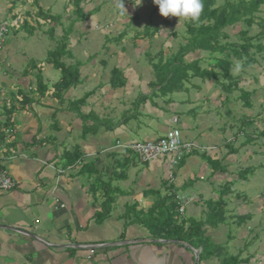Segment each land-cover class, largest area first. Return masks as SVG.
Masks as SVG:
<instances>
[{"label":"crops","instance_id":"crops-1","mask_svg":"<svg viewBox=\"0 0 264 264\" xmlns=\"http://www.w3.org/2000/svg\"><path fill=\"white\" fill-rule=\"evenodd\" d=\"M27 1L33 5L30 7L33 8L31 15L25 11L30 8L20 1L0 0V12L4 11L1 19L10 17L11 20L18 18L20 21L14 24L10 32L22 29L26 34H31L29 39L25 40V44L23 39H14L11 43L7 38L0 50V70H3L0 74V112L4 105L19 109L17 114L16 109L13 112V124L10 127L3 125L5 117L0 114V135H3V138L0 136V165L9 170L16 182L12 190H0V264H219L220 259L215 256L195 261V248L184 242L142 241V239H150L148 232L132 223L126 224L121 212L126 204L135 201L141 208L146 209L150 206L153 200L149 199V193H144L146 189H163L162 195H164L170 189L168 187H173L171 192L184 193L193 198L187 204L192 203L190 218L204 219L207 211L206 203L219 198L224 184L229 185L232 191L231 186L234 185L235 178L237 176L241 178L243 172L253 170L248 166V162L252 160L249 152H254L255 156L259 151L249 147L258 142L264 144V117L256 114L243 117L237 123L236 120L225 121L215 113L219 106L224 110V101H218L217 93L209 94L204 91L196 92V95L194 94L192 98L190 96L185 101H179V107L186 112L180 122L179 117L175 115L168 117L171 98L164 102L163 96L166 94L159 85L152 87L153 80L143 78L142 74L134 69L135 67L132 68L133 66L128 64V61H126L128 65L123 66L122 69L115 66L121 69L126 80L125 85L113 88L109 84L110 70L106 69L110 66L106 59L100 60V64L105 69L103 74L95 66L82 67L83 63L79 61L83 68L80 71L82 78L80 83L67 89L63 93L62 100L56 99L51 96L50 87L59 78L60 73L57 77L50 73L51 69L48 65L44 67L42 63L27 61L28 56L31 55L41 56L44 53L45 56L51 46L46 50L43 49L40 43L41 34L33 38L34 29L28 26L22 28L21 24L27 20L29 26L36 25L39 29L38 26L41 24L48 30L50 23H53L63 29V24L65 22L68 24L70 14L76 17L74 5L70 0ZM94 1H80L83 16L86 12L95 11L96 7H100L101 4L97 1L94 5ZM14 2L17 6L13 5ZM129 2L131 1L113 0L114 9L120 15L119 19L122 23L129 21L126 17ZM121 3L125 11L120 7ZM102 11L108 12L105 8ZM39 12L52 15L55 19L42 18ZM156 15L159 23L154 25L158 27L153 28L155 33L134 32L132 40L136 44L131 45L133 48L128 47L130 56L134 54L137 56L147 47L148 41L145 38L147 33H150L153 39H158L162 32L172 33L170 19L160 16L159 12ZM128 16L131 20L138 18L140 14L135 11ZM99 17L102 16L95 14L94 18ZM73 21L74 18L71 23H74ZM102 29L103 33L114 39L119 38V41L126 33L123 28L117 29L115 23L111 21L105 23ZM58 30L60 29L55 31L56 34H59ZM64 33L68 40V48L71 45L75 46L70 41L78 44L79 39L76 38L79 37L72 38L68 29L59 35ZM137 35L143 39L135 37ZM137 44H142V50ZM22 47L24 49H21ZM118 49L117 47L113 49L109 57L114 55L119 61L128 56L124 48L121 52ZM69 57L66 56L64 59L66 63L78 61L72 53ZM39 71L43 82L48 86L44 96L38 95L35 89V74ZM84 83L91 87L87 90H90L91 94L81 106V112L84 114L94 112L98 117H90V119L98 121L97 123L110 121L112 125L104 122L103 129L109 130L113 127L112 131L125 139L122 143L133 142L131 138L133 135L144 134L145 138L149 139L160 137L176 117V123H181L179 129L183 139L213 146L214 149L202 154L186 155L176 164L179 167L174 170L170 158L160 157L153 162L148 161L153 164L160 161V168L154 167L155 165L148 167V162L137 161L125 168L123 176L117 175L112 170L111 175L101 177L102 171L113 167V157H119L123 152L116 145L122 143L119 142L120 138L116 137L114 142H111L112 145H101V143L95 145L101 142L100 139L97 141L95 138L98 129L91 131V135L82 134V119L75 112L66 110L68 101L76 99L75 96L79 95V89ZM132 83L134 86L142 87L143 93L137 94L136 97L131 96L134 92ZM149 87L159 88V92H152ZM20 90L29 91L30 97L34 99L29 110L20 108L22 101ZM154 97L158 101L152 100ZM219 97H222L221 93ZM177 105L178 103L175 107ZM58 110L60 116L55 117ZM61 114L65 117H61ZM162 124L167 128H161ZM74 128L80 132L78 133L80 140L75 142L74 146H78L82 159L75 165L68 166L64 165L63 152L69 150L68 136ZM161 129H163L162 135H158ZM227 131L232 133L228 139L225 136ZM232 138L234 140H231ZM102 141H105L104 135ZM200 156L207 157V161L200 160ZM86 161H94L96 173H91L89 169L87 172L80 171ZM143 163L146 166L142 165ZM226 167L237 171L234 173L227 171ZM59 169L64 170L60 172ZM233 174L235 176H232ZM98 177L109 178L112 181L109 191L112 190L120 195L113 196L114 204L119 205V209H115L116 212L113 214L112 207L110 216L100 223L95 222L93 217L95 211L100 210V204L104 200L98 201L97 198L105 194L104 189L101 191L96 188L99 186L95 187L93 184ZM113 177L114 179H111ZM208 178H211L214 184L210 183ZM230 191L222 195L223 199ZM55 198L59 199V203L55 202ZM246 199L245 195L237 196V213L229 207L225 222L214 226L205 225L203 229L205 235L213 243L221 245L226 254L238 256L241 259L240 264H264V203L259 197V202L256 200L258 203L253 210H249L246 208L248 207ZM60 203L64 206L60 207ZM227 206L228 202H226ZM252 219L254 224L246 223ZM234 220L239 222L237 226L240 231L237 232L235 227L234 233L229 230L227 232L224 226ZM240 221H245L244 229H241ZM254 230L257 232L252 233ZM258 232L261 233L260 236ZM90 248H94V252H90Z\"/></svg>","mask_w":264,"mask_h":264},{"label":"trees","instance_id":"trees-1","mask_svg":"<svg viewBox=\"0 0 264 264\" xmlns=\"http://www.w3.org/2000/svg\"><path fill=\"white\" fill-rule=\"evenodd\" d=\"M70 1L74 5L76 17L78 19L82 18L81 0ZM203 3L204 9L199 21L197 23L186 21L187 40L181 46L179 52L172 59L162 61L160 58L158 62L153 64L156 82L152 81L151 84L159 85L160 87L166 86L167 89L174 90L179 87L178 85L183 86V79H187V77L197 76L202 80L205 78L214 79L221 85L224 92L231 93L240 89V93L236 98L242 100L243 106L251 107L250 91H246L242 87L240 88V86L238 87L239 79L234 76L232 69L235 60L242 62L243 67H250L256 62L255 55L264 51V43L262 42L263 31L261 30L254 35L249 34V28L253 24L259 23L261 27L264 25V18L259 14L260 12H264V0H223L219 4H217L216 0H203ZM38 14L42 18L55 19L54 16L46 15L43 12H39ZM240 23L245 27L237 32L239 41H235L227 31V28ZM21 26L22 28L28 26L30 29H34L27 24V21L22 23ZM153 28L156 29L158 27L154 26ZM151 33H155V30L151 31ZM64 36L59 39L52 50L47 52L45 57L47 63L52 64L54 68L59 70L60 76L51 84L50 88L52 90L51 96L60 100H62L63 93L67 89L76 86L82 79L79 71L80 62L66 63L63 60L64 56H71V53L67 50V37L66 35ZM194 51L197 54H201L202 52L209 53L211 60H209L208 66H201L199 58L188 63L178 60L185 54ZM35 77V89L38 95L44 96L48 91V86L43 82L40 71L35 74ZM125 82L126 80L122 75L121 69L115 66L112 67L110 69L109 84L113 88H116L125 85ZM90 94L89 91L85 92L83 96L69 100L66 106V110L75 112L82 119V134L84 135L93 131L96 126V123L87 125L85 121L90 117H98L94 112L90 111L84 114L80 110ZM20 95L22 100L20 108L29 110V106L34 100L33 97H30L29 91L23 92L20 90ZM15 109L17 108L14 106L7 107L6 105L2 108L0 114L5 117L3 120L4 126L10 127L13 124L12 117ZM0 136L3 138V135ZM127 153L128 155H126ZM129 154L134 155V157ZM63 157L64 165L73 166L81 161L82 153L78 146H74L72 149L64 151ZM137 159L140 161L138 156L133 152L124 150L119 157H113V172H116L119 176H123L125 168L131 163L137 162ZM88 169L91 173H96L94 161L84 162L80 171L87 172ZM96 180L103 183L101 187L105 190L104 200L100 204L101 208L95 211L93 215L95 222L100 223L110 216L114 198L112 190L109 191L111 183H105L101 177H98ZM96 180L93 181L95 187L99 186ZM168 188L170 189L164 195L161 194L159 189H146L144 193L156 195L152 204L146 209L139 207L136 201L126 204L124 210L121 212L125 223H137L141 225L146 229L151 239L187 243L197 249V261L215 256L220 259L219 264H240L241 259L238 256L226 254L221 245L213 243L205 235L203 229L205 225L214 226L226 221V200L223 199L222 195L228 194L230 186L224 184L223 192H220L219 198L213 202L209 201L206 203L207 211L205 212L204 219L193 217L185 219L178 212V204L175 199L176 194L171 192V188L173 187Z\"/></svg>","mask_w":264,"mask_h":264},{"label":"rangeland","instance_id":"rangeland-1","mask_svg":"<svg viewBox=\"0 0 264 264\" xmlns=\"http://www.w3.org/2000/svg\"><path fill=\"white\" fill-rule=\"evenodd\" d=\"M18 1H20L21 4L26 5L28 8L33 7L32 3L31 4L28 3L27 0H16V2ZM97 1L101 4L100 7L99 6L96 7L95 11L92 10L91 12H86L82 18L75 19L76 17L75 16L73 17L74 14H70V16H68L70 17L68 18V24L65 22L63 24L64 25L63 29L57 27L56 25H53V23H50L48 30H46V26L44 27V25H41V24L40 25L37 24L39 25L38 27L40 30L37 29L36 25H32L34 27L33 38H36L37 35L41 34L40 36L42 38L40 40L41 41L40 43L43 45V49L46 50L48 46H51L49 47V50H52L56 46L59 39L65 35V33L63 35H59V34L64 31L66 32V30L68 29V32L70 33V36L72 38L74 36L79 37V38H76V39H79V42L76 45L75 41H70V43L73 42L75 46L72 47L71 45V47L68 48V40H66L67 49L71 51L72 55H74V57H76L78 61L83 63L82 67L83 66L84 67L95 66V68L98 69L103 74L104 73L103 70L105 71V69H103V66L100 64V60L103 59V61H105L104 59H106L108 66H110L106 70L108 69L110 70L113 66H118L122 69L123 66H126L129 64L130 66H133L132 68L135 67L134 69H136V71H139V73L142 74L143 78L145 77L148 80H153L156 82V76H155L153 64L158 62L160 58L162 59V61H166L167 59H172L175 56V54L179 52V49L181 48V46H183L186 43V40H187L186 21L178 20V18L176 17H168L172 24V28H173L172 33L168 32L166 34L162 32L161 35H159L158 39H153L151 34L147 33V35H145L146 36L145 38L148 41L147 47L143 48V51H141L137 56H134L135 54L130 56L128 53L129 51L128 47L131 46L132 44H136V43H133V40H132L134 38V32L143 33V32L152 31L154 25L156 23H159L158 17L156 15V13L158 12V6L154 5L152 3V0H141V3L139 5H137L139 3V0H130L131 2H129V9H126L128 12L126 14V17L127 19H129V21L126 23H122V21L119 19L120 15H118L114 9L115 7L113 6V0H95L94 5L96 4ZM222 1L223 0H216L217 4L221 3ZM13 5L17 6L15 2ZM104 8L107 9L108 12L103 13L102 10ZM25 11L29 13V15H31L33 8H30L29 10H25ZM135 11L139 12L140 16L138 18H134L130 20V17L128 16V14H131V12H135ZM3 12H4L3 10L2 12H0V19L1 17L4 16ZM95 14H100L102 17L94 18ZM259 14L260 16H262V18H264V12H260ZM9 18L10 17L6 19H9ZM72 18H74V21H73L74 23H71ZM108 21L114 22L115 27H117V29L123 28L124 30H126L125 36L122 38L121 41H119V38L118 39L111 38L108 34H105L102 32L103 25L107 23ZM243 27L245 26H243V24L240 23V24L232 26L231 28H227V31L231 34V36L233 37L235 41L237 40L239 41L237 32ZM57 29H60L58 30L59 34L55 33ZM261 30L263 31V34H264V25L261 27L259 23H255L249 28V34L254 35L260 32ZM24 33L25 35H23ZM30 36H31L30 33L26 34L24 30L20 29L17 32H13V33L9 32L7 38L9 39V42L11 43L13 42L14 39H19V40L23 39V43H24L25 40L29 39ZM138 36L139 35L135 37L139 38ZM139 39H143V38H139ZM262 42L264 43V35L262 37ZM137 45L139 46L138 48L140 49L143 47L142 44H137ZM116 47L119 48L118 49L119 52H121V49L124 48L125 52L128 53L127 54L128 56H126L125 58H122L119 61H118V58L114 55H112V57H109L111 56V51L113 49H116ZM131 47L133 48V46ZM21 49H24V47H22ZM135 50L136 49H134V51ZM45 57L46 55L44 56V53L41 56L40 54L31 55V56H28L27 61L33 60L37 64L42 63L44 67L48 65L51 69L50 73L52 75H57L58 77L59 71L56 68H54L52 65L47 63ZM105 57H109V58H105ZM65 58L66 56H64L63 60ZM196 58L200 59V65L203 67L208 66V62L209 60H211V57L209 56L208 52H202L201 54H197L196 51L187 53L181 59L179 58L178 60H183L185 63H188ZM255 58H256V62H254L250 67L242 66V70L239 73H236L233 71L235 64L240 62V61L235 60L234 66L232 69L234 76L238 77L239 79L238 87L240 86V88L242 87L244 90L250 91V101L252 104L251 107L243 106L242 100L240 98L235 97V95H239L240 89L235 90L231 93L230 92L227 93L223 91V89L221 88V85L218 82H216L214 79L205 78L202 80L200 77L194 76V77H187V79H183V86L178 85L179 87L174 90H169L167 89L166 86H162V87L159 86V88L164 90V93L166 94L163 96L164 102H167V100L171 98L170 103H169V106L171 107V109L168 110V117H172L173 115H175L176 117H179L180 122H181L182 117H185L184 115H186V112H183L184 109L182 107H179L180 105L179 101L180 100L185 101L189 99L190 96L192 98V96L196 92L203 93L204 91H207L209 94H212L215 92L217 93L218 101L220 102L224 101V110L223 108L219 106L218 111L216 110L215 113L217 117H222L224 118L225 121L232 122L236 120V123H237L243 117H249L251 115L254 116L256 114H261L264 117V51L257 53L255 55ZM126 61H128V64H126L127 63ZM82 67L80 66L79 71H82L83 69ZM2 73H3V70H0V74ZM195 84H198V85L195 86ZM155 86L156 85H153L152 87H155ZM131 87L133 88L132 91H134L131 94V96L136 97L137 94L143 93L142 87L134 86L133 83L131 84ZM90 88L91 87H89V85L84 83L83 87H80V89L78 88L79 95L75 96V98L83 96L84 93ZM159 88L154 89V88L149 87V89H151L150 91L152 92H159ZM219 93H221L222 97H219ZM148 96L151 99L150 92H148ZM160 97L162 96L160 95ZM152 100L158 101V99L155 97L152 98ZM176 103H178L177 107H175ZM16 111L15 113L17 114L19 112V109H16ZM59 116H60V110H58L55 117H59ZM61 117H65V116L61 114ZM97 122L92 121L90 118H88L85 121L87 125L96 123V126L94 128L96 130L98 129V133L95 135L96 136L95 138L97 139V141L98 139H100L99 141L101 142H98L95 145H98L99 143H101V145H107V144L112 145L111 142H114L116 137L120 138L119 142L121 143L125 141V139L121 135L112 131L113 127L110 128L109 130L103 129L105 127L102 124L104 122L106 124H111L110 121H101L102 123H97ZM180 122L171 123L169 128H179L181 126ZM160 127L164 129L167 128V126L164 124L160 125ZM162 130L163 129L158 131L157 134L158 135L161 134ZM78 133H80L79 130L77 128H74L72 130L71 135L68 136V149H72L74 145L76 144L75 142H79L80 138L78 136ZM89 133H90L89 135H91V132ZM89 135L88 137H91ZM103 135L105 136V141H102ZM225 136H227L226 139H228L232 136V133H230V131H227L225 133ZM131 138L133 139V141H138V140L142 141V140H147V139L149 140V138H145L144 134L133 135L131 136ZM249 148L259 151L257 152L255 156L253 154L254 152H249L250 155L252 156V160L248 162V166L249 168H252L253 170L251 171L247 170L245 173L243 172L242 177H241L242 179L239 178L238 176L235 178L234 185L231 186L232 191H230L228 196L224 197L226 202H228V206L226 207L227 209L226 212H228V208L231 207L233 211L237 213V204H236L237 196H241V197H243L244 195L246 196L247 198L246 202H248V207L246 208L249 210H253V207L259 202V197H260V200L264 203V196L262 194V192L264 191V144L260 142H258L257 144L253 143L250 145ZM131 156L134 157V155H131ZM164 158H169V157L165 156ZM246 158L249 159V156L246 155ZM157 159H160V158L151 160V162ZM200 160L205 162L207 161V157L200 156ZM160 163H161L160 161H157V162H154V164L149 163V162L147 164H148V167H152L151 165H155L154 167L160 168L161 167V165H159ZM242 164H243L242 166H244V162H242ZM142 165L146 166L145 163H143ZM177 167H179V165H173L172 170L177 169ZM243 168H246V167H243ZM226 169L227 171L229 170V171H232L233 173L237 171L231 167H226ZM112 170H113V167L108 168L106 171L105 170L102 171L101 177H105V175H111ZM232 176H235V174H233ZM103 179L105 183L112 182L110 181L109 178L107 179L103 178ZM111 179H114V177ZM208 180L210 183L214 184L211 178H208ZM97 182H98L99 187H96V188L102 191L101 186L103 185V183L99 181ZM162 190L163 189L160 190L161 194H162ZM112 194L115 197L120 196L119 194L114 193V192H112ZM154 198H156V195H150L149 197V199L151 200H154ZM102 199H104V195H101L97 198L98 201H101ZM256 200H258V202H256ZM191 204L187 205L186 207V211L184 214L185 219H188V217H190V215L192 214L190 212ZM116 206H118V208H116ZM112 207H113L112 213L114 214L116 210L119 209V205H116L113 203ZM247 222L254 224V219L248 220L246 221V223ZM246 223L245 221H240V225L242 226L241 229H244V226ZM132 224L136 225L139 229L146 230L144 227H142L141 225L137 223H132ZM237 225H239V222L237 220H234L232 222L227 223V225L224 226V228L226 229L227 232L229 230V231H232V233H234L235 227H236L237 232H239L240 229H238ZM256 232L257 231L254 230L252 233H256ZM257 234H259V236L261 235L260 232H258Z\"/></svg>","mask_w":264,"mask_h":264},{"label":"built area","instance_id":"built-area-1","mask_svg":"<svg viewBox=\"0 0 264 264\" xmlns=\"http://www.w3.org/2000/svg\"><path fill=\"white\" fill-rule=\"evenodd\" d=\"M19 19H0V50L4 46L8 33L15 23H19ZM173 123L177 122V118L172 119ZM231 140H234L232 138ZM122 151L129 150L138 156L140 161L148 162L156 158L168 156L172 165L178 164L186 155L192 153H206L214 149L213 146L199 144L195 141L185 140L182 137L179 128H168L160 137L146 141H134L127 144H116ZM64 169H59L63 171ZM16 186V182L10 174L9 170L0 165V190L9 191ZM264 195V192H263ZM175 199L178 204V212L182 215L186 209V205L193 199L184 193H177ZM55 202L59 203V199L55 198ZM60 207L64 206L62 203ZM90 252H94V248H90Z\"/></svg>","mask_w":264,"mask_h":264},{"label":"clouds","instance_id":"clouds-1","mask_svg":"<svg viewBox=\"0 0 264 264\" xmlns=\"http://www.w3.org/2000/svg\"><path fill=\"white\" fill-rule=\"evenodd\" d=\"M141 0H139V5ZM158 6L159 15L162 17H176L191 23H197L204 9L203 0H152ZM120 7L125 11L123 4ZM242 62L235 64L233 71L239 73Z\"/></svg>","mask_w":264,"mask_h":264},{"label":"water","instance_id":"water-1","mask_svg":"<svg viewBox=\"0 0 264 264\" xmlns=\"http://www.w3.org/2000/svg\"><path fill=\"white\" fill-rule=\"evenodd\" d=\"M142 241H156V240L150 238V239H142ZM158 241L167 242L169 240H158ZM111 244H117V243H111ZM194 254H195V261H197L198 251L196 249H194Z\"/></svg>","mask_w":264,"mask_h":264}]
</instances>
